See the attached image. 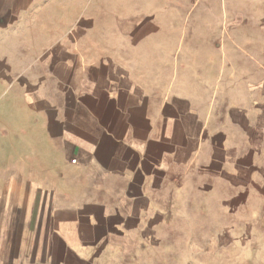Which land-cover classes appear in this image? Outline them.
I'll return each instance as SVG.
<instances>
[{
    "label": "crops",
    "instance_id": "obj_1",
    "mask_svg": "<svg viewBox=\"0 0 264 264\" xmlns=\"http://www.w3.org/2000/svg\"><path fill=\"white\" fill-rule=\"evenodd\" d=\"M115 15L109 46L67 0H0L1 95L21 132L0 155V264H145L155 227L201 194H264V25L185 46L131 24L150 50L134 58Z\"/></svg>",
    "mask_w": 264,
    "mask_h": 264
},
{
    "label": "rangeland",
    "instance_id": "obj_2",
    "mask_svg": "<svg viewBox=\"0 0 264 264\" xmlns=\"http://www.w3.org/2000/svg\"><path fill=\"white\" fill-rule=\"evenodd\" d=\"M72 13L88 12L89 25L99 29L89 30V38L103 37L105 45H111L115 33L110 28L119 23L125 32L119 34L120 55L142 57L150 50L144 45L131 46L130 42L143 40L127 32L131 24L155 26L146 40L183 41L185 46L192 42H225L235 40L239 32H229L228 26L263 24L264 17L227 16V9L264 10V0H67ZM58 9V7H56ZM75 16L67 17L71 19ZM247 21V22H246ZM162 27L160 30L159 27ZM154 31V30H151ZM118 35V34H117ZM90 45V44H89ZM264 76V74H263ZM0 82V109L8 130L0 118V155L16 150L17 132L10 127L9 120L16 113L9 109L6 82ZM9 85L16 81H8ZM230 86V85H229ZM232 92L238 97L243 86L232 79ZM15 100V98H13ZM1 117V116H0ZM249 192H239L227 183V193L218 186L213 194H201L194 206L178 211L173 222L156 226L152 256L145 258V264H264V194L249 185ZM197 204L198 206H196ZM11 237V235H10ZM13 243V241H12ZM159 243V244H158ZM11 246V240L8 243ZM143 263V261H142Z\"/></svg>",
    "mask_w": 264,
    "mask_h": 264
},
{
    "label": "built area",
    "instance_id": "obj_3",
    "mask_svg": "<svg viewBox=\"0 0 264 264\" xmlns=\"http://www.w3.org/2000/svg\"><path fill=\"white\" fill-rule=\"evenodd\" d=\"M72 161H75V159H72Z\"/></svg>",
    "mask_w": 264,
    "mask_h": 264
}]
</instances>
